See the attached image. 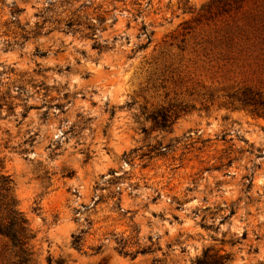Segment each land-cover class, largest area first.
<instances>
[{"label": "rangeland", "instance_id": "obj_1", "mask_svg": "<svg viewBox=\"0 0 264 264\" xmlns=\"http://www.w3.org/2000/svg\"><path fill=\"white\" fill-rule=\"evenodd\" d=\"M1 100L29 264H264V0H0Z\"/></svg>", "mask_w": 264, "mask_h": 264}, {"label": "trees", "instance_id": "obj_2", "mask_svg": "<svg viewBox=\"0 0 264 264\" xmlns=\"http://www.w3.org/2000/svg\"><path fill=\"white\" fill-rule=\"evenodd\" d=\"M98 24H102L103 20L99 19L97 21ZM74 26L73 22H68L66 24V27L68 29L72 28ZM86 29L94 33L96 30H94L93 26H86ZM145 27L142 28V31L145 32ZM145 35V33H144ZM94 49L101 52L103 49L101 47H94ZM43 56V55H42ZM2 102H5L4 100L0 101V110H2ZM59 109L58 106H55ZM62 111V110H60ZM170 109L161 108L154 110L149 113V115L146 117V120H150L153 124L152 129H158L162 131H167L171 128L173 125V115L170 114ZM63 113V111L61 112ZM114 112L113 110L110 111V115L113 116ZM26 114H23V117H25ZM176 117V116H175ZM90 119L87 120L89 122ZM148 132L147 129H143L144 134ZM35 143V137H29L27 140H25L22 143L23 149L20 151V154L24 155L27 152H29L30 148L33 147ZM89 157L86 158L85 163L89 161ZM75 176V173L70 171L67 173V178H73ZM85 232H81L78 236H73L72 239V247L76 249L77 251H81L82 248V242H83V235ZM27 220L24 218L23 214L18 211L17 209V203L14 199V197L11 194V180L8 176L3 174V167L2 162L0 161V236L8 238L11 242L12 249L15 251V257L17 258L16 264H29L30 263V256L27 247H26V240H27ZM101 250V247L96 248V252H99ZM145 253V252H142ZM230 256H217L212 255L211 251L207 249L204 251L202 257L195 258L194 262L192 264H227L229 262ZM48 264H66L63 260H56L53 262L51 259H48ZM154 264H160V263H154Z\"/></svg>", "mask_w": 264, "mask_h": 264}]
</instances>
